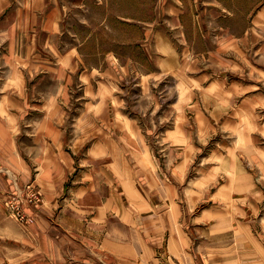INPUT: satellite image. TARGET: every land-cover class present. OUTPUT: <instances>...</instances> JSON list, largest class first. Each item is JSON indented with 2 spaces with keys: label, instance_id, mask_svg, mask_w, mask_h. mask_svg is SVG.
Masks as SVG:
<instances>
[{
  "label": "crops",
  "instance_id": "crops-1",
  "mask_svg": "<svg viewBox=\"0 0 264 264\" xmlns=\"http://www.w3.org/2000/svg\"><path fill=\"white\" fill-rule=\"evenodd\" d=\"M188 5L166 0L161 21H148L145 30L132 24L143 28L137 42L145 43L155 67L143 81L171 77L178 85L180 142L167 150L180 156L177 165L202 154V140L218 142L204 147L206 161L185 186L163 179L162 187L159 173L153 187L165 193L138 187L133 199L125 180L138 174L134 180L149 187L145 178L158 173L152 151L136 120L122 116L116 124L125 128L110 132L100 118L106 97L88 99L94 74L81 71V44L62 49L66 5L0 0V171L19 187L36 182L51 205L42 208L34 229L3 232L10 244L28 252L40 242L46 255L54 248L88 264H125L127 258L133 264H264V0ZM238 12L243 22L237 25ZM210 14L218 21L206 20ZM106 59L109 66L97 74L108 78L103 85L95 78L96 92L125 80L119 58L108 53ZM46 83L54 86L44 91ZM76 86L85 102L72 132ZM77 168L81 177L68 186ZM180 203L214 205L193 230L180 231L171 211Z\"/></svg>",
  "mask_w": 264,
  "mask_h": 264
},
{
  "label": "rangeland",
  "instance_id": "rangeland-1",
  "mask_svg": "<svg viewBox=\"0 0 264 264\" xmlns=\"http://www.w3.org/2000/svg\"><path fill=\"white\" fill-rule=\"evenodd\" d=\"M223 1L224 3L229 2V0ZM62 2L67 7L62 22V49H68V47H74L76 44L79 46L81 44L79 49L82 55L81 58H83V61L81 60L83 66L81 71L87 69L94 74V80L98 78L101 80L99 83L103 85L104 77L108 78V76L101 78L97 73L104 74L109 66V60L106 59L109 53L119 58L116 60L118 68L125 73V80H121L119 83L114 82L110 89L104 86V92H96L94 88L97 85L96 81L93 80L92 82L95 86L93 85V89L88 93V99L95 102V96L98 94H103L106 97L105 100L107 103L104 108V113H102L103 115L100 118L106 121V127L110 132L118 133L125 128V122L123 127L117 126L116 124L118 122L117 119L121 120L122 116L136 120L142 129V134L146 137L147 146L152 151L151 156L154 160L153 162L151 161L152 166L158 170V173L156 175L154 173V177L148 175L145 178L149 187L141 180L140 183L139 180H134L136 177H139L138 174L135 175L133 181L128 182L125 180L124 188L129 197L134 199L139 194L138 187L140 190L142 188L146 190L152 189V192H161L164 194L163 188L160 191L154 190V188L159 189L157 187L158 184L153 187L157 183L156 180L159 173L162 178L160 179L162 182L161 185H163L162 187L166 186L165 180L167 179L173 180V183H179V186H182V183L185 186L189 180L194 179L198 175V168L202 165L200 163L205 160L206 150L204 147L214 146L218 141L211 139L202 140L207 143L202 148L204 152L196 156H188L187 163L183 167L181 164L177 165V162L181 158L176 154V151L172 153H169L171 151H167L170 142L172 144V150L176 149L180 142V134H176V131H179V115L181 110V104L178 101L179 88L177 87L178 85L175 79L171 77L160 78L159 80L150 82L148 80L143 81L144 77L152 73L155 67L153 61L147 54L148 50L145 48V43L138 44L137 42L138 37L144 36V27L148 26V21L156 18H158V21H161L160 19L164 16L166 0H62ZM186 3L191 5L192 0L190 2L186 0ZM190 5H188V9H191ZM236 5L239 7L241 4L238 2ZM238 15L235 22L237 25L243 22V14L241 15L238 12ZM216 17L217 14L215 16L210 14L206 20H215L217 22ZM137 20L140 21L137 22ZM220 22L224 24L222 21ZM133 23L141 25L144 30L141 28L139 32L132 25ZM159 26L160 24L158 22L157 27ZM218 30L214 28L213 32ZM256 40L257 37L254 36V41ZM254 55L253 57H255ZM52 86L54 84L46 83L43 90L46 91ZM80 88H75L70 98L72 107L69 111V121L70 117H72L73 122L70 125L72 126V132L73 129L74 131L76 130L75 127L77 125L75 123L79 124L75 116H78L80 112L83 113L84 108L85 100L81 98L84 92H81ZM92 111L94 113L97 109L94 108ZM93 116L97 118V115ZM82 121L83 119L80 120V124ZM93 121L95 122V120ZM165 133L170 136L162 138ZM81 173L79 168H77L75 174L70 175L68 186H74L76 181L80 179ZM183 175L185 181L180 178ZM14 178L11 179L4 170L0 171V234L4 232L14 235L20 227L27 230L34 229L38 224L42 208L51 206L43 198L41 188L38 187L36 182L32 181L30 184L19 187L14 182ZM193 195L196 194L193 193ZM213 205V203H200L198 205H188L187 203L176 204L179 211L176 208L173 209V207L171 210L174 214L172 217L175 223L173 228L176 225V228L178 230L180 229V231L181 229L187 231L193 230L195 228V219L202 217L203 214L211 216V213L206 211L211 209ZM136 206L128 205L127 208L129 209L130 207V210H136ZM17 207L19 208L18 211ZM175 232L179 233L177 231ZM4 233L0 236V264H88L82 260L76 261L72 259L70 253L67 251H55L51 247L50 253L46 255L37 245L40 242H34L29 247L28 252H24L22 251L23 249L20 250V245L10 244V239L5 238ZM181 234L177 235L176 238L178 237L177 239H179V236L182 238ZM132 253L130 252V256H132ZM148 255L149 253L146 251V256L148 257ZM94 257L92 254L91 258ZM108 264H111V260H109ZM125 264H133V260L127 258L125 259Z\"/></svg>",
  "mask_w": 264,
  "mask_h": 264
},
{
  "label": "built area",
  "instance_id": "built-area-1",
  "mask_svg": "<svg viewBox=\"0 0 264 264\" xmlns=\"http://www.w3.org/2000/svg\"><path fill=\"white\" fill-rule=\"evenodd\" d=\"M19 210V208L17 207V211Z\"/></svg>",
  "mask_w": 264,
  "mask_h": 264
}]
</instances>
